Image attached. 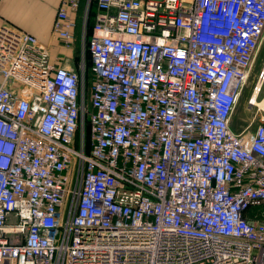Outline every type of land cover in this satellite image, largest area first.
<instances>
[{"label": "built area", "instance_id": "1", "mask_svg": "<svg viewBox=\"0 0 264 264\" xmlns=\"http://www.w3.org/2000/svg\"><path fill=\"white\" fill-rule=\"evenodd\" d=\"M78 6L53 24L69 47ZM96 9L90 86L0 27V264H264V114L231 126L264 0Z\"/></svg>", "mask_w": 264, "mask_h": 264}, {"label": "crops", "instance_id": "2", "mask_svg": "<svg viewBox=\"0 0 264 264\" xmlns=\"http://www.w3.org/2000/svg\"><path fill=\"white\" fill-rule=\"evenodd\" d=\"M79 0L72 15L76 20L75 42L83 35L85 21L90 13L96 15V0ZM62 0H0V27L9 26L35 35L50 52L51 61L65 65L71 53L53 29ZM74 42V44H75ZM72 47V46H70Z\"/></svg>", "mask_w": 264, "mask_h": 264}, {"label": "rangeland", "instance_id": "3", "mask_svg": "<svg viewBox=\"0 0 264 264\" xmlns=\"http://www.w3.org/2000/svg\"><path fill=\"white\" fill-rule=\"evenodd\" d=\"M88 45V36L79 35L77 42H75L72 47L66 46V48H69L70 52H72L70 57L67 59L69 60L67 66H71L75 70L79 69L82 63H84L87 67L90 66L87 53ZM261 72H264V37L258 48L255 60L232 115L231 126L237 132H242L244 130L253 132L261 123L260 116L264 114V105H260L257 102H254V100V104L250 103V99L254 98V87L258 83L259 74ZM263 98L264 84L262 85L261 93L258 96V101H262Z\"/></svg>", "mask_w": 264, "mask_h": 264}, {"label": "trees", "instance_id": "4", "mask_svg": "<svg viewBox=\"0 0 264 264\" xmlns=\"http://www.w3.org/2000/svg\"><path fill=\"white\" fill-rule=\"evenodd\" d=\"M93 4H95V1L93 0ZM92 13H90V16H89V20H88V24H87V31H86V35L88 36L89 38V35L91 33V30H92V24H93V16H91ZM87 53H88V61L90 62V66H86V85L87 86H90L91 82H92V78H93V71H92V60H91V56H90V53H89V49H87Z\"/></svg>", "mask_w": 264, "mask_h": 264}, {"label": "bare ground", "instance_id": "5", "mask_svg": "<svg viewBox=\"0 0 264 264\" xmlns=\"http://www.w3.org/2000/svg\"><path fill=\"white\" fill-rule=\"evenodd\" d=\"M260 86V83L258 84V87ZM253 96H254V98H253V100H254V102H257L258 104H260V105H264V98H263V100L262 101H258V98H257V96H258V92H254L253 93ZM264 107V106H263Z\"/></svg>", "mask_w": 264, "mask_h": 264}]
</instances>
